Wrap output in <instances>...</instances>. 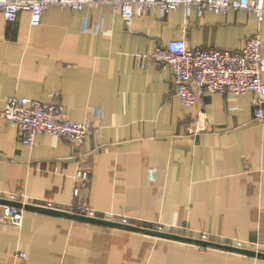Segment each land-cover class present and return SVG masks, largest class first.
I'll use <instances>...</instances> for the list:
<instances>
[{
	"label": "crops",
	"instance_id": "0c3cea01",
	"mask_svg": "<svg viewBox=\"0 0 264 264\" xmlns=\"http://www.w3.org/2000/svg\"><path fill=\"white\" fill-rule=\"evenodd\" d=\"M256 31L264 55V21L244 9L154 5L126 19L110 3L51 4L39 25L26 9L16 21L0 13V201L15 193L13 203H28L22 225L0 221V264H264L255 95L207 93L202 115L183 103L170 68H141L135 55L180 38L239 50ZM55 91L96 134L80 146L45 132L22 143L2 113L8 97L48 102ZM80 167L91 175L75 196ZM73 202L96 218L70 211Z\"/></svg>",
	"mask_w": 264,
	"mask_h": 264
},
{
	"label": "built area",
	"instance_id": "2783aa9c",
	"mask_svg": "<svg viewBox=\"0 0 264 264\" xmlns=\"http://www.w3.org/2000/svg\"><path fill=\"white\" fill-rule=\"evenodd\" d=\"M110 3L126 19L143 15L152 6L160 7L162 14L184 5L187 12L192 8L227 12L244 9L255 15L260 22L264 21V0H0V13L8 21H16L19 13L30 11L31 24L42 23L44 12L51 4L62 8L82 10L87 5ZM263 38L260 31L250 35L239 50L219 47H196L186 38L171 40L158 45L151 51L135 53L141 68L157 64L170 68L177 85L178 94L186 105L200 104L202 115L204 97L207 93L221 92L240 95L252 92L255 95L254 119L264 122V55ZM9 122L18 128L22 143L34 146L40 132L61 136L80 146L88 136L95 135L97 126L91 119L76 121L70 119L61 101V92H53L51 101L45 102L31 97L9 96L2 110ZM91 170L86 167L77 169V182L74 194L80 196L88 182ZM9 201L0 203V221L22 225L28 203H13L15 193H10ZM44 205L58 212L61 209L51 200ZM70 211L78 212L88 218H96L97 210L87 203L73 202L68 206ZM127 218H123L126 221ZM206 237V235H203ZM21 256L25 253L21 252Z\"/></svg>",
	"mask_w": 264,
	"mask_h": 264
},
{
	"label": "rangeland",
	"instance_id": "374dc122",
	"mask_svg": "<svg viewBox=\"0 0 264 264\" xmlns=\"http://www.w3.org/2000/svg\"><path fill=\"white\" fill-rule=\"evenodd\" d=\"M204 235V234H203ZM205 238V237H204ZM239 244V243H238ZM203 246V248H204V250H207L208 248H213V247H215V245H202ZM217 247V246H216ZM232 250V249H231ZM235 250H237V249H235ZM227 252V251H226Z\"/></svg>",
	"mask_w": 264,
	"mask_h": 264
},
{
	"label": "water",
	"instance_id": "95a60500",
	"mask_svg": "<svg viewBox=\"0 0 264 264\" xmlns=\"http://www.w3.org/2000/svg\"><path fill=\"white\" fill-rule=\"evenodd\" d=\"M1 202V201H0ZM2 202H4V201H2Z\"/></svg>",
	"mask_w": 264,
	"mask_h": 264
}]
</instances>
